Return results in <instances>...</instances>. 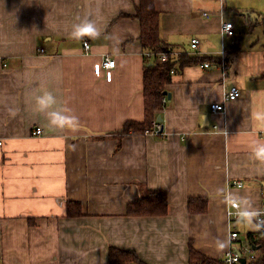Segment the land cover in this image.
Returning a JSON list of instances; mask_svg holds the SVG:
<instances>
[{"label": "crops", "instance_id": "obj_1", "mask_svg": "<svg viewBox=\"0 0 264 264\" xmlns=\"http://www.w3.org/2000/svg\"><path fill=\"white\" fill-rule=\"evenodd\" d=\"M139 2L0 0V264H110V246L136 250L147 264H189L190 241L222 259L232 227L242 237L260 227L264 161L253 147L264 142V39L253 21L232 15L242 6L264 16V0H156L172 50L212 59L226 49L229 73L214 60L177 64L162 133L120 138L126 120L145 119L141 22L118 17ZM84 18L99 36L69 38ZM225 21L232 35L222 33ZM104 55L114 67L102 65ZM232 85L242 95L213 112ZM45 92L55 102L41 111L36 97ZM51 111L75 123L53 126ZM147 188L168 191L166 215L126 213ZM189 196H207L208 211L189 213ZM69 200L81 202V215H68ZM231 200L252 215L232 219Z\"/></svg>", "mask_w": 264, "mask_h": 264}, {"label": "trees", "instance_id": "obj_2", "mask_svg": "<svg viewBox=\"0 0 264 264\" xmlns=\"http://www.w3.org/2000/svg\"><path fill=\"white\" fill-rule=\"evenodd\" d=\"M136 17L141 22V35L140 39L144 51H153L158 53L160 51L171 52V45L161 36V12L156 6V0H140L136 6L135 13L120 14V16ZM262 24L264 31V17L262 20L251 22V29L254 25ZM239 40V39H238ZM231 47V51H234ZM240 48V47H239ZM144 66V107L145 119L144 121L126 120L123 127L116 130L114 133L118 137H123L129 133H145L146 129L153 126V121L157 120L159 111L165 106L162 98L167 95V84L172 80V67L177 64L184 66L193 61L214 60L216 63L221 61L220 57L200 59L196 56H190L185 52H180L176 58L170 56L169 59L160 63L156 58H149L145 55ZM228 61V53L225 57ZM264 75V72H263ZM168 92V91H167ZM169 101V98H168ZM168 103V102H167ZM162 133V132H160ZM169 195L168 191L164 188H147L143 195L138 199L131 201L127 205L126 213L131 216L143 215H166L169 212ZM209 204L207 196H189L188 197V211L192 214L205 213L208 211ZM82 204L80 201H68V215L77 216L81 215ZM246 238L256 247L259 256L256 259H250L247 263L243 264H264V225L260 226L256 231H250L246 234ZM190 257L189 264H227L223 259H213L203 253L199 252L189 242ZM147 264L142 261L133 249L121 248L118 246H110L109 249V263L110 264Z\"/></svg>", "mask_w": 264, "mask_h": 264}, {"label": "built area", "instance_id": "obj_3", "mask_svg": "<svg viewBox=\"0 0 264 264\" xmlns=\"http://www.w3.org/2000/svg\"><path fill=\"white\" fill-rule=\"evenodd\" d=\"M205 14H209L208 12H205ZM222 33L226 35H232L234 33V24L232 21H225L222 25ZM84 47L86 49H89L91 47L90 42L88 40H84ZM199 44L200 39L197 37H192L190 41L191 49L195 50L194 52L199 50ZM43 51V49H41ZM180 52L172 50L171 52L167 51H160L158 53H155L153 51H146L145 55L149 58H156V60L160 63L166 62L170 56H173L176 60L178 54ZM226 49H223L220 54V59L216 66L221 68L224 76H227L229 73L230 64L229 61L225 58L226 57ZM116 64L115 58H112L109 55H104L102 59V65L106 68H112ZM200 65L203 68L211 67L212 62L209 60H205L200 63ZM176 69V66L174 65L171 69V72L173 73ZM242 95V90L237 85H232L227 92L224 94V98L221 101H213L211 102L210 106L213 112H221L225 109V103L228 100H235L239 96ZM163 103H166L168 101V96L165 95L162 98ZM217 127V125H215ZM162 129V123L161 121L154 120L153 126L150 129H146L145 133H152V134H160ZM43 132V128L36 127V129L33 130L34 134H40ZM1 144V142H0ZM236 184L238 186L242 185L241 181H237ZM231 209L228 211L229 216L232 218L237 217L241 210L239 209L240 204L237 200H231ZM232 218V219H233ZM257 221L259 223H264V209L258 212ZM230 239H231V245L227 250L225 251L223 255V261L227 264H243V259H245V263L248 262L250 259H256L259 256V252L256 250V247L251 244V242L246 238L242 237L237 229L235 227L231 228L230 232Z\"/></svg>", "mask_w": 264, "mask_h": 264}, {"label": "clouds", "instance_id": "obj_4", "mask_svg": "<svg viewBox=\"0 0 264 264\" xmlns=\"http://www.w3.org/2000/svg\"><path fill=\"white\" fill-rule=\"evenodd\" d=\"M99 28L89 19H80L78 23L72 25L69 38L82 39L84 36L95 38L99 36ZM54 97L51 93L45 92L42 96L36 97V105L39 110L44 111L54 103ZM51 125L63 129L75 123V118L67 116L59 111H51L47 113ZM253 154L256 159L264 161V142H257L253 147ZM243 217H250L252 214L247 210L240 213Z\"/></svg>", "mask_w": 264, "mask_h": 264}, {"label": "water", "instance_id": "obj_5", "mask_svg": "<svg viewBox=\"0 0 264 264\" xmlns=\"http://www.w3.org/2000/svg\"><path fill=\"white\" fill-rule=\"evenodd\" d=\"M241 14H243L247 20H251V21H256V20H262L263 19V15H259L257 12H253V11H249V10H245V11H241ZM168 97H171L170 92H165ZM158 121H163V117L161 115L158 116L157 118ZM163 130V128L161 129V131ZM264 225V223H260V226ZM243 263H245V259L242 260Z\"/></svg>", "mask_w": 264, "mask_h": 264}, {"label": "rangeland", "instance_id": "obj_6", "mask_svg": "<svg viewBox=\"0 0 264 264\" xmlns=\"http://www.w3.org/2000/svg\"><path fill=\"white\" fill-rule=\"evenodd\" d=\"M226 7H228V4H226ZM237 9H238L239 13H238V11H236L235 14H233L232 16H233L234 19L238 20V18H240V20H241V19H243V17H242L243 15L241 14V11H245V10H243L244 8L242 6H237ZM257 26H258L257 27L258 29L262 30L263 34H261V35H262V38L264 39V31H263L262 24H258Z\"/></svg>", "mask_w": 264, "mask_h": 264}]
</instances>
